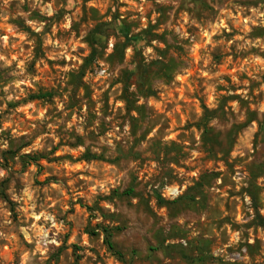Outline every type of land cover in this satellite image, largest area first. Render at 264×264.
<instances>
[{
  "label": "rangeland",
  "instance_id": "374dc122",
  "mask_svg": "<svg viewBox=\"0 0 264 264\" xmlns=\"http://www.w3.org/2000/svg\"><path fill=\"white\" fill-rule=\"evenodd\" d=\"M0 264H264V0H0Z\"/></svg>",
  "mask_w": 264,
  "mask_h": 264
},
{
  "label": "trees",
  "instance_id": "16d2710c",
  "mask_svg": "<svg viewBox=\"0 0 264 264\" xmlns=\"http://www.w3.org/2000/svg\"><path fill=\"white\" fill-rule=\"evenodd\" d=\"M125 47H126V45L124 46V48H125ZM47 96H49V94H42V95H38V96H36L35 99H38V98H44V97H47ZM87 157H88L89 159H94V158H95L94 156H89L88 154H87ZM90 157H91V158H90ZM132 194H133V189H132V188H129V189H127L126 191H124L123 193L118 194V196H130V195H132ZM182 199L188 200L190 203H193V202L195 201L194 196H191L190 192L187 193L186 196L182 197L181 200H182ZM157 202H158V204L161 205V206H163V205H164V206H167V205L169 206V205H172V204H176V203L178 202V200L175 201V202H171V203H169V202H165V201H162V200L158 199ZM103 233H104L105 243H106L107 247H108L110 250H112V249H113V245H112V243H111V241H110V238H111V232H110V230H109L108 228H104V229H103Z\"/></svg>",
  "mask_w": 264,
  "mask_h": 264
},
{
  "label": "built area",
  "instance_id": "2783aa9c",
  "mask_svg": "<svg viewBox=\"0 0 264 264\" xmlns=\"http://www.w3.org/2000/svg\"><path fill=\"white\" fill-rule=\"evenodd\" d=\"M179 195V191L177 188H169L166 187L163 192H162V197L163 198H169V199H173L176 198Z\"/></svg>",
  "mask_w": 264,
  "mask_h": 264
}]
</instances>
